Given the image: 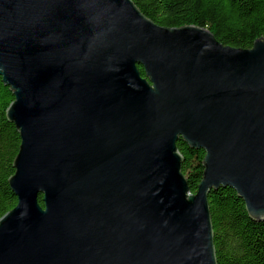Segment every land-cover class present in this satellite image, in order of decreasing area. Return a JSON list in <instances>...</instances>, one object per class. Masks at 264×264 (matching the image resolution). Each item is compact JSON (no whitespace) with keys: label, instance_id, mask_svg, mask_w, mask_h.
Masks as SVG:
<instances>
[{"label":"water","instance_id":"water-1","mask_svg":"<svg viewBox=\"0 0 264 264\" xmlns=\"http://www.w3.org/2000/svg\"><path fill=\"white\" fill-rule=\"evenodd\" d=\"M0 79L21 138L0 264H218L220 186L264 220V38L225 45L133 0H0ZM179 139L205 150L196 193Z\"/></svg>","mask_w":264,"mask_h":264},{"label":"trees","instance_id":"trees-1","mask_svg":"<svg viewBox=\"0 0 264 264\" xmlns=\"http://www.w3.org/2000/svg\"><path fill=\"white\" fill-rule=\"evenodd\" d=\"M154 22L165 27L196 25L209 28L225 45L251 48L264 38V0H133ZM146 77L144 67L139 65ZM15 97L0 79V219L18 203L9 179L21 144L20 134L7 117ZM177 145L183 153V172L193 193L203 178L205 150L184 139ZM39 202L43 205L42 195ZM212 215L218 264H264V220L253 219L235 189H211Z\"/></svg>","mask_w":264,"mask_h":264}]
</instances>
